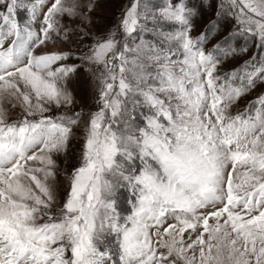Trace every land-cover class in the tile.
<instances>
[{
    "label": "snow or ice",
    "instance_id": "1",
    "mask_svg": "<svg viewBox=\"0 0 264 264\" xmlns=\"http://www.w3.org/2000/svg\"><path fill=\"white\" fill-rule=\"evenodd\" d=\"M102 6L0 0V264H264V0Z\"/></svg>",
    "mask_w": 264,
    "mask_h": 264
},
{
    "label": "rangeland",
    "instance_id": "2",
    "mask_svg": "<svg viewBox=\"0 0 264 264\" xmlns=\"http://www.w3.org/2000/svg\"><path fill=\"white\" fill-rule=\"evenodd\" d=\"M126 2L127 0H103L102 8L97 9V12L104 17L103 20L99 21L100 25H107L111 23L114 17L119 14V10L122 5ZM251 98L252 95L245 97L243 100H241L239 106L243 108L246 101Z\"/></svg>",
    "mask_w": 264,
    "mask_h": 264
}]
</instances>
